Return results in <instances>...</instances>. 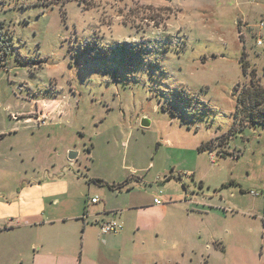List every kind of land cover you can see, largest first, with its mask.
<instances>
[{"label": "rangeland", "instance_id": "1", "mask_svg": "<svg viewBox=\"0 0 264 264\" xmlns=\"http://www.w3.org/2000/svg\"><path fill=\"white\" fill-rule=\"evenodd\" d=\"M261 20L264 0H0V192L189 188L226 216L176 207L151 264H264V126L236 115L242 56L264 80Z\"/></svg>", "mask_w": 264, "mask_h": 264}, {"label": "crops", "instance_id": "2", "mask_svg": "<svg viewBox=\"0 0 264 264\" xmlns=\"http://www.w3.org/2000/svg\"><path fill=\"white\" fill-rule=\"evenodd\" d=\"M93 179L99 178L48 175L20 180L14 193L0 192V264H151L150 248L157 247L155 243H161L160 237L171 229L176 207L182 206L186 214L208 215L211 210L226 216V209L211 200L198 193L187 195L189 188L184 183L185 192L175 200L159 198L157 204V195L170 197L172 192L158 191L156 185L137 191L120 182L109 187L110 183ZM90 193L99 195L100 201L89 205ZM113 217L123 229L101 233L99 223ZM214 243L213 250L225 249L222 240Z\"/></svg>", "mask_w": 264, "mask_h": 264}, {"label": "trees", "instance_id": "3", "mask_svg": "<svg viewBox=\"0 0 264 264\" xmlns=\"http://www.w3.org/2000/svg\"><path fill=\"white\" fill-rule=\"evenodd\" d=\"M243 57V56H242ZM241 57L242 71L244 75L249 76V82L243 85H237V105L236 115L243 114V119L249 125L262 124L264 126V80H262L255 70H249V65ZM264 76V72H263ZM208 143H202L199 148L204 149ZM101 182V179H93ZM110 184L109 187H113Z\"/></svg>", "mask_w": 264, "mask_h": 264}, {"label": "built area", "instance_id": "4", "mask_svg": "<svg viewBox=\"0 0 264 264\" xmlns=\"http://www.w3.org/2000/svg\"><path fill=\"white\" fill-rule=\"evenodd\" d=\"M257 26L259 29V38L257 40V43H261L260 37H261V33L264 32V21L261 20ZM254 194H256V192ZM90 201H91V203H96V202L100 201L99 195L91 196ZM154 202L157 204L161 203L159 198H155ZM99 227H100L101 233H104V234H106V233H118L123 229V224L119 221V219L113 217V218L101 221L99 223Z\"/></svg>", "mask_w": 264, "mask_h": 264}, {"label": "water", "instance_id": "5", "mask_svg": "<svg viewBox=\"0 0 264 264\" xmlns=\"http://www.w3.org/2000/svg\"><path fill=\"white\" fill-rule=\"evenodd\" d=\"M142 125H146V122L144 121V119H143V121H142ZM74 153H75V152L70 151V156H69L70 159H71V158H75V156H73Z\"/></svg>", "mask_w": 264, "mask_h": 264}]
</instances>
